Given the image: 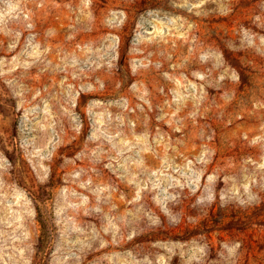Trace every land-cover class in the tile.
Returning a JSON list of instances; mask_svg holds the SVG:
<instances>
[{"label": "rangeland", "instance_id": "obj_1", "mask_svg": "<svg viewBox=\"0 0 264 264\" xmlns=\"http://www.w3.org/2000/svg\"><path fill=\"white\" fill-rule=\"evenodd\" d=\"M0 264H264V0H0Z\"/></svg>", "mask_w": 264, "mask_h": 264}, {"label": "trees", "instance_id": "obj_2", "mask_svg": "<svg viewBox=\"0 0 264 264\" xmlns=\"http://www.w3.org/2000/svg\"><path fill=\"white\" fill-rule=\"evenodd\" d=\"M39 220L43 223L44 221H43V219H42V217H39ZM44 225V224H43Z\"/></svg>", "mask_w": 264, "mask_h": 264}]
</instances>
